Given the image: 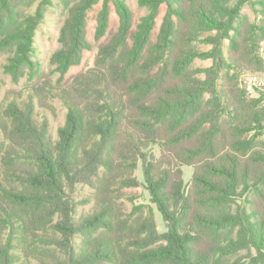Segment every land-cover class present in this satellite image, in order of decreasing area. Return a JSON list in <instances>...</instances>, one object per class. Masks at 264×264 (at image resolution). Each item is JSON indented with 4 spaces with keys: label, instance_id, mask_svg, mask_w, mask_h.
Instances as JSON below:
<instances>
[{
    "label": "trees",
    "instance_id": "obj_1",
    "mask_svg": "<svg viewBox=\"0 0 264 264\" xmlns=\"http://www.w3.org/2000/svg\"><path fill=\"white\" fill-rule=\"evenodd\" d=\"M110 1L99 12L98 38L109 28ZM112 1L120 25L94 65L56 92L52 83L35 87L36 96L47 91L67 107L58 138L33 102L12 101L4 110L0 264H23L18 243H29L26 253L39 250L43 264H264V95H251L241 80L264 72V0H140L148 13L134 31L129 6ZM98 2H67L61 46L51 57L62 74L89 47L88 11ZM49 3L0 0V50L16 80L33 67ZM246 5L260 22L249 20ZM197 59L213 64L196 67ZM184 165L193 167L188 192ZM78 184L96 189V210L80 220ZM139 186L162 214L164 232L152 208L138 207L137 217L118 213L122 191ZM77 235L84 238L78 248ZM241 249L248 256L228 262Z\"/></svg>",
    "mask_w": 264,
    "mask_h": 264
},
{
    "label": "rangeland",
    "instance_id": "obj_2",
    "mask_svg": "<svg viewBox=\"0 0 264 264\" xmlns=\"http://www.w3.org/2000/svg\"><path fill=\"white\" fill-rule=\"evenodd\" d=\"M105 0H99V2L94 5L92 9L88 11L87 17V27L86 36L89 42V47L84 50L81 61L69 68V70L62 74L57 70L56 65L52 63L51 57L53 53L58 50L61 46L59 37L61 27L67 17L68 9L67 2H73V0H51L45 9V18L38 27L34 51L32 55L33 67L32 69H27L24 76L16 80L10 73H7L4 69V65L8 62L9 54L5 51L0 50V137H2V125L6 117L4 116V110L8 104L12 101H16L24 106L27 103L33 102L36 108V113L38 119L41 121L44 118L48 119L50 134L54 139L58 138V128L63 125L67 116V107L63 100L59 96H52L47 91L43 92L44 95L41 97L35 95V87L39 84L41 86H46L50 89V83L53 84L54 91L61 85H64L77 73L86 70L94 65L95 58L99 47L106 43L110 37L118 30L120 25V17L117 12L114 2L110 1V24L106 35L98 38L97 37V26H98V16L99 12L103 7ZM129 6L133 14V26L134 31L137 24L141 21V18L148 13L147 6L141 5L140 0H124ZM37 6L34 5V8ZM22 10L28 11L30 8L27 3H22L20 5ZM257 8L258 5H257ZM168 10V5L166 2L162 3L158 12V17L156 21V26L154 30V38L158 33L162 20L166 15ZM34 11V10H33ZM243 12L249 16L251 22H260L261 14L254 10L251 5H246L243 8ZM228 44V40H226ZM263 45L264 42L262 41ZM210 44L201 43L199 48L209 49ZM263 50V48H262ZM213 64L212 59H197L195 61V66L204 68L209 67ZM243 84L248 87L249 84L252 86V90L248 92L253 96L264 95V72H254L248 73L241 77ZM42 93V92H41ZM152 150L159 155L160 149L158 146L152 147ZM2 168V163L0 162V170ZM183 177L185 181V189L188 192L192 186V175L193 167L189 165H184ZM2 172V171H1ZM4 173V172H2ZM135 174L142 179V168L140 167L135 171ZM96 189L94 186L89 184H78L77 190L75 191L74 197L76 201V219L80 220L82 216L92 214L96 210ZM116 207L118 213L123 218H127L130 215L137 217L140 213L137 212L138 207H142L144 212H149L150 208L153 209L157 221V226L160 232L166 230V224L163 219L162 214L158 211L157 207L151 202L149 192L143 187H129L122 191V195L116 200ZM102 231V229H100ZM83 236L77 235L75 238V246L78 248L83 243ZM29 244V243H28ZM27 243H18L17 253L20 255V263L23 264H43L38 258L39 256L35 251L32 253H26L25 246ZM33 250L34 245H33ZM15 251V252H16ZM248 256L247 249H241L234 255L228 257V262H233L236 260H242ZM48 263V262H47ZM48 264H55L51 262Z\"/></svg>",
    "mask_w": 264,
    "mask_h": 264
},
{
    "label": "built area",
    "instance_id": "obj_3",
    "mask_svg": "<svg viewBox=\"0 0 264 264\" xmlns=\"http://www.w3.org/2000/svg\"><path fill=\"white\" fill-rule=\"evenodd\" d=\"M247 88H248L249 91H251L252 90L251 84H249V86Z\"/></svg>",
    "mask_w": 264,
    "mask_h": 264
}]
</instances>
